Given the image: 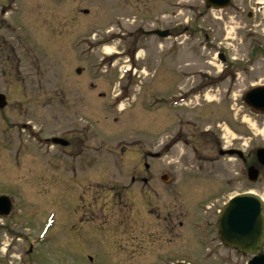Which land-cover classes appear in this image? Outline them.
Instances as JSON below:
<instances>
[{
  "label": "rangeland",
  "instance_id": "374dc122",
  "mask_svg": "<svg viewBox=\"0 0 264 264\" xmlns=\"http://www.w3.org/2000/svg\"><path fill=\"white\" fill-rule=\"evenodd\" d=\"M256 1L0 0V195L14 205L0 264H246L216 223L229 197L264 200V168L246 175L264 113L241 97L264 85ZM210 133L242 143L246 164L216 157ZM64 135L68 158L49 143Z\"/></svg>",
  "mask_w": 264,
  "mask_h": 264
},
{
  "label": "water",
  "instance_id": "95a60500",
  "mask_svg": "<svg viewBox=\"0 0 264 264\" xmlns=\"http://www.w3.org/2000/svg\"><path fill=\"white\" fill-rule=\"evenodd\" d=\"M205 2L208 7L219 9L227 6L230 0H205ZM154 33L161 37L168 34L167 31L158 30ZM244 101L252 108L264 111V86L247 91ZM5 105V96L0 93V108ZM52 142L65 144L58 138H53ZM256 158L258 163L264 166V148L256 150ZM247 175L250 181H255L258 170L250 166ZM162 179L165 180L166 176H162ZM9 208L8 199L0 196V214H7ZM218 230L221 241L228 247L252 255L248 264H264V252L261 250L264 242V211L259 196L246 192L232 197L221 210Z\"/></svg>",
  "mask_w": 264,
  "mask_h": 264
},
{
  "label": "flooded vegetation",
  "instance_id": "af4514ba",
  "mask_svg": "<svg viewBox=\"0 0 264 264\" xmlns=\"http://www.w3.org/2000/svg\"><path fill=\"white\" fill-rule=\"evenodd\" d=\"M239 4V3H238ZM243 7H242V2H240V4H239V6L237 7V9H241L242 11H243V9H242ZM252 15V13L251 12H248V16H251ZM225 61H227L226 59H225ZM209 84H214L213 82H210ZM201 90V89H200ZM199 91V90H198ZM202 92H203V90H202ZM191 93H188V94H185V96H189ZM74 105H76V103H74ZM196 128V127H195ZM204 132H208V129H205V130H203ZM203 131H201L202 133H203ZM210 135V137H211V139H212V144H213V147H212V149L214 148L215 150H216V152L218 153V156H216V157H223L224 155H222L221 154V151H223V150H232V151H240V149H241V147L243 146L242 145V143H239V141L237 142V143H235V144H233L232 143V147L231 148H227L226 147V145H224L223 144V141L221 140L222 139V137H220L219 136V138H217L216 136H213V133H210L209 134ZM59 138H61V139H63V140H65L66 142H67V144L65 145V146H60V145H55L57 148H60V151H61V153H62V155L64 156V157H69V148H70V146H71V143H72V141H71V138L68 136V135H64V136H58ZM74 139H78V137H73V140ZM240 139V138H239ZM148 156H150V154H148ZM249 156H250V153H247L246 155H244V154H242V156H241V161H242V163L243 164H246V158H249ZM233 157H237V154L236 153H234L233 154ZM239 157V156H238ZM145 167V166H144ZM146 169H148L149 168V166H146L145 167ZM151 179V178H150ZM150 179H144L143 181L144 182H147V181H149ZM132 181H133V178H132ZM13 203H12V201H11V207H10V209H9V212L7 213V214H3V215H1L0 216V219L1 220H3V221H6L8 218H10V217H12V209H13ZM218 212V211H217ZM25 219V218H24ZM171 221V223H172V225H173V227H176V225H175V223H174V221H175V219H173V218H169V222ZM23 224H24V221H23ZM30 224L32 225V220H31V222H30ZM178 226H182V223L181 222H178ZM5 227H6V224H5ZM5 230V229H4ZM30 231H31V228H30ZM30 231H27L26 233H25V235H26V237H28V238H26V241H27V243H28V246L30 245V235H31V232ZM29 235V236H28ZM1 242V241H0ZM30 249V248H29ZM31 250V249H30ZM25 264H30L29 263V261H25Z\"/></svg>",
  "mask_w": 264,
  "mask_h": 264
}]
</instances>
